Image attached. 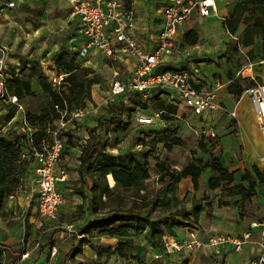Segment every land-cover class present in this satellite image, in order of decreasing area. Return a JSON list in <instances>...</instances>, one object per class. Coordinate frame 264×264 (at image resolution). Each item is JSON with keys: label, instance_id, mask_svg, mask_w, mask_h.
Listing matches in <instances>:
<instances>
[{"label": "rangeland", "instance_id": "rangeland-1", "mask_svg": "<svg viewBox=\"0 0 264 264\" xmlns=\"http://www.w3.org/2000/svg\"><path fill=\"white\" fill-rule=\"evenodd\" d=\"M246 1L216 0L217 18L222 27L215 31L211 17L197 16L189 29L199 33L198 43L192 45L185 40L173 61L177 66L187 65L188 68L202 64L206 73L222 80L223 109L210 122H215L216 140L205 141L199 136L192 125L199 128L203 124L193 115L140 123L139 117L158 111L156 95L142 98L134 94L126 101L112 99L110 88L116 78L114 69L120 70L122 76L120 66L108 62L100 54L86 57L77 54L76 62L80 67H88L90 75L97 78L91 97L74 99L73 105L86 108V115L80 120V127L68 135L65 165L71 176L62 187L64 202L55 219L40 225L32 198L31 177L23 174L18 189L0 208V264H96L99 261L139 264L138 260L115 252L119 242L126 239L133 240L126 252L139 254L148 264H254L255 261L261 264L264 261V182L254 170L257 165L264 171L261 160L264 130L253 104L243 96L247 95L248 84L264 82V35L253 28L255 21L264 17V5L248 2L247 9L237 11L235 19L240 17V23L235 33L226 26L236 5ZM146 2L145 16L150 13L157 17L164 0ZM70 8L68 0H18L16 7L0 8V44L10 49L8 72L18 75L12 86L21 85L25 80L32 86L31 91L25 90L20 100L23 109L0 99V134L10 140L25 135L23 119L28 113L32 116L30 121L40 128L57 127V120L47 111L51 97L44 90L42 80L58 88L54 81L59 74L57 59L67 49L75 51L71 48L73 32L67 24ZM223 15H226L224 20ZM248 27L251 32L247 37L253 35V43L249 46L244 44ZM236 80L244 87L239 119L233 118L231 112L236 111L241 97L229 91ZM174 137L182 138L183 143L170 148L168 145ZM92 143L118 159L134 156L146 163L150 178L139 186L125 188L113 185L107 175L110 189H105L96 168L81 167L80 156ZM214 156L234 172L232 183L223 181L221 186L212 189L209 180L218 173L211 168L201 174L198 188L191 176L177 184L171 183L169 171H180L193 161L207 163ZM102 157L96 154L93 161L99 163ZM161 164L166 168L163 172ZM248 169L257 184L253 197L246 200L234 185L249 188L250 182L244 178ZM96 181L99 182L97 187ZM115 209H133L150 224L143 233L132 236L104 234L99 228L88 232L91 223L110 216ZM191 228L204 235L236 234L251 229L253 236L249 244L255 250L248 253L228 251L223 257L201 251L169 252V239L184 237Z\"/></svg>", "mask_w": 264, "mask_h": 264}, {"label": "built area", "instance_id": "built-area-1", "mask_svg": "<svg viewBox=\"0 0 264 264\" xmlns=\"http://www.w3.org/2000/svg\"><path fill=\"white\" fill-rule=\"evenodd\" d=\"M70 11L67 24L73 32L72 47L79 56L100 54L105 60L119 65L114 69L116 78L110 88L114 100H127L131 95L142 98L159 95L178 106L176 117L193 115L201 125L193 129L204 140L218 139L213 114L222 110L220 89L222 80L209 76L201 64L177 66L169 64L180 48V30L195 11L209 16L216 9L211 0H164L161 8V24L155 37H146L135 30L137 11L133 1L128 0H68ZM18 0H0V8L16 7ZM72 34V33H71ZM10 49L0 44V99L23 109L17 94L10 93L5 81L12 77L9 70ZM67 74L60 73L54 81L61 88ZM119 76V77H117ZM264 130V82H252L245 88ZM109 100V99H108ZM58 108V106H57ZM183 108L184 111H180ZM57 127L48 129V135L40 142L36 140L37 129L27 118L23 119L25 139L21 159L27 162V171L33 185V197L37 206L39 224L55 219L64 202L63 185L70 180V170L66 167V152L69 147L68 135L80 127V120L86 115V108H66L59 110ZM162 111L139 117L142 124L163 120ZM238 119L236 111L231 112ZM209 120V122H208ZM209 124H207V123ZM261 160L264 162V156ZM31 198V200H33ZM253 231L243 233L202 234L192 228L184 237H171L169 252H197L223 257L228 251L245 252Z\"/></svg>", "mask_w": 264, "mask_h": 264}, {"label": "trees", "instance_id": "trees-1", "mask_svg": "<svg viewBox=\"0 0 264 264\" xmlns=\"http://www.w3.org/2000/svg\"><path fill=\"white\" fill-rule=\"evenodd\" d=\"M131 2L132 0H128ZM248 2L257 3L264 5V0H248L243 3L236 5L231 17L227 19L226 26L228 30L235 33L239 23L240 17L235 19L237 11H243L247 9L246 4ZM256 32H261L264 35V17L258 18L253 27ZM251 32V28L248 27L245 31V41L244 44L249 46L253 43V35L247 37ZM199 33L195 30H189L186 34L185 40L192 45H195L199 41ZM76 51L65 50L64 53L57 59L58 71L60 73L67 74L64 78V82L61 85L63 90L54 88L53 85L48 82V80H42V86L44 90L49 93L51 97V104L49 109H47L49 115H51L54 120L60 118V111L65 110L67 107L70 109L77 108L79 106L73 105L74 99L83 100L85 96L91 97L92 85L96 80V76L90 75L91 70L88 67L81 68L76 62ZM12 77L6 78L5 84L10 93L17 94L20 99L24 95L25 90L31 91L32 86L29 80L22 81L21 85H15L13 82L18 80V75L16 73H11ZM252 83V82H251ZM230 93L238 95L241 97L244 91V87L239 80H236L230 87ZM18 107L17 105H14ZM58 106V108H57ZM145 107H148L147 103H144ZM155 106L158 111H162L161 116L164 118L176 117L178 112V106L174 103L168 102L167 100L156 95ZM13 117V116H12ZM32 116L27 114V121L37 129L36 140L40 142L41 139L47 136L48 129L50 127L40 128L35 123L31 122ZM25 135L15 137L10 140L5 135L0 134V208H2L9 196H12L21 184L22 175L27 171V162L21 159V154L23 150ZM183 139L180 137H174L172 142L168 147H172L174 144H182ZM102 155V160L99 163H95L93 158L95 155ZM81 167L85 168H96L100 175V180L103 182V187L107 190L110 189L107 181V175L110 173L113 175L116 184L121 185L125 188L139 186L145 180L150 178V171L146 163H142L136 157L131 156L129 159H118L114 155H109L100 151L98 144L92 143L87 145L80 156ZM207 168H211L213 171L217 172L218 175H214L209 180V185L212 189L221 186L223 181L232 183L234 181V172H230L228 167H226L222 160L214 156L210 162L202 163V160L193 161L189 163L185 168L180 171H169L167 174L170 176L171 183L177 184L182 179L189 176L192 177L195 188L200 185V176ZM165 165L161 164V172L165 171ZM254 170L261 182H264V171H262L257 165H254ZM245 179L249 180L250 186L246 188L242 185H234L237 188V193L242 194V196L248 200L253 197L256 192L257 180L253 177L251 170H246ZM99 186V182L96 181L95 187ZM161 201H157L159 203ZM150 224L148 219H143L140 214L135 212L133 209H115L112 214L108 217H102L99 221L91 223L88 227V232H94L98 228L100 233H107L111 235L120 236H132L135 234L143 233ZM132 228L133 231H130ZM135 231V233H134ZM129 244H133L132 239L121 240L115 249V252L119 253L121 256L127 258H133L138 260L139 264H148L142 257L138 254H128L126 252V247ZM102 255V252H99ZM96 264H109L108 262H97ZM261 264H264L262 261Z\"/></svg>", "mask_w": 264, "mask_h": 264}, {"label": "crops", "instance_id": "crops-1", "mask_svg": "<svg viewBox=\"0 0 264 264\" xmlns=\"http://www.w3.org/2000/svg\"><path fill=\"white\" fill-rule=\"evenodd\" d=\"M216 1V0H215ZM136 2H137V4H136ZM136 2L134 1L133 2V5H134V7H135V9H136V11H137V18H136V22H135V30L139 33V34H142V35H144V36H146V37H149V38H151V37H155L156 36V33L158 32V30H159V27H160V24H161V8H159L158 9V15H157V17H156V15H152V14H150V13H147V15L145 16V10L146 9H144V6H146L147 5V2H146V0H136ZM215 5H216V9L214 10V11H212L211 12V14L209 15V16H204V15H201L200 13H199V11H195L194 13H193V15H192V17H191V19L185 24V25H183V27L181 28V30H180V37H179V39H180V48H179V50L180 49H182V47H183V43H184V41H185V37H186V34H187V32L189 31V30H191V29H189L190 28V26H192V25H190L191 23H193L194 22V20H195V18H197V16L198 17H201V18H203V17H211L213 20H212V22H213V28H214V30L215 31H217V30H219L221 27H222V25L220 24V21H219V17L217 18V14L219 13V7H218V4H217V2L215 3ZM139 10H140V12H139ZM153 16V17H152ZM146 17V18H145ZM222 19L224 20V19H226V15H223L222 16ZM218 35V34H217ZM178 50V51H179ZM177 51V52H178ZM176 52V53H177ZM176 53H175V56L174 57H172V58H170L171 59V62L169 63V64H171V65H175L174 63H173V61L175 60V57H176ZM201 66H202V68L204 69V66L201 64ZM204 72L206 73V71H205V69H204ZM206 74H208V73H206ZM209 76H214V75H210V74H208ZM219 96H220V94H219ZM244 96V99L245 98H248L249 99V101H250V103L251 104H253L252 103V101H251V99H250V97L248 96V95H243ZM243 96L239 99V101L236 103V113H237V115H238V119H239V117H241L242 115H240V114H242V111H241V99L243 98ZM220 101L222 102V100H221V98H220ZM220 111V110H219ZM219 111H217L215 114H213V119H215V115L219 112ZM240 113V114H239ZM195 119H196V117H194ZM197 121H198V119H196ZM214 121V120H213ZM260 124V123H259ZM261 127V126H260ZM261 151H262V154H264V149H261ZM70 176H71V171H70ZM37 213V212H36ZM192 229V228H191ZM190 229V230H191ZM189 230V231H190ZM189 233V232H188ZM186 235H188V234H186ZM255 249H251V246H250V244L247 246V248H246V250H245V252H243V253H248V252H252V251H254ZM201 253L202 254H207V255H209L208 253H205V252H203V251H201ZM139 255V254H138ZM254 264H256V261L254 262Z\"/></svg>", "mask_w": 264, "mask_h": 264}, {"label": "bare ground", "instance_id": "bare-ground-1", "mask_svg": "<svg viewBox=\"0 0 264 264\" xmlns=\"http://www.w3.org/2000/svg\"><path fill=\"white\" fill-rule=\"evenodd\" d=\"M213 3H216V1H215V0H211V4H213ZM239 114H240V113H239ZM240 115H242V114H240ZM241 117H242V116H241ZM242 119H243V118H242ZM108 176H109L110 182H111L113 185H115V184H116V181H115L113 175L110 173Z\"/></svg>", "mask_w": 264, "mask_h": 264}]
</instances>
